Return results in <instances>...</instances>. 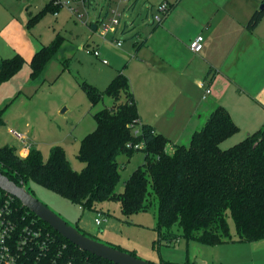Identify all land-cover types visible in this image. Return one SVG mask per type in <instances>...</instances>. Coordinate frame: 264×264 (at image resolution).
Masks as SVG:
<instances>
[{
    "label": "trees",
    "instance_id": "obj_1",
    "mask_svg": "<svg viewBox=\"0 0 264 264\" xmlns=\"http://www.w3.org/2000/svg\"><path fill=\"white\" fill-rule=\"evenodd\" d=\"M180 1L172 3L168 14L152 32L168 19ZM59 6L52 0L39 16L30 20L29 25L44 13L59 11ZM263 17L264 10L256 11L249 19L247 29L254 31ZM64 41L59 36L37 51L30 62L33 79L40 77ZM146 43V40L139 43L136 52ZM26 64L27 61L18 54L1 59L0 85L14 78ZM212 73L213 70L208 75ZM82 88L93 105H98L105 96L114 101L111 108L95 114V130L81 141L78 158L86 165L84 170L76 171L60 146L51 148L47 160L36 148H31L29 155L22 158L15 148L2 146L0 171L9 180L19 186L34 182L90 210H95L104 201L118 200L127 216L145 210L154 194L158 198V224L169 232L165 237L168 242L181 236L188 242L196 241L206 246L264 239V127L224 149L222 143L240 130L227 109L220 105L209 115L205 125L193 134L188 146L176 144L173 153H168L166 147L170 141L166 136L156 133L151 125L141 123L138 103L125 73L119 71L106 90L87 82H83ZM5 111L0 107V128L6 124ZM138 124L141 135L136 137L132 127ZM130 144L133 145L131 148ZM139 144L143 147L134 149V145ZM139 152L144 153L143 166L131 174L124 191L116 193L121 181L118 158L125 156L131 160ZM28 191L32 194L30 189ZM17 208L18 216L25 224L36 217L20 204ZM229 217L235 223L237 240L231 236ZM37 220L36 228L42 231L40 240L48 237L52 242L51 248L44 250L47 253L44 264H114L80 250L44 221ZM174 229H179L181 235L175 234ZM115 249L124 251L119 247ZM130 255L137 257L133 253ZM160 264L175 263L164 261Z\"/></svg>",
    "mask_w": 264,
    "mask_h": 264
},
{
    "label": "rangeland",
    "instance_id": "obj_2",
    "mask_svg": "<svg viewBox=\"0 0 264 264\" xmlns=\"http://www.w3.org/2000/svg\"><path fill=\"white\" fill-rule=\"evenodd\" d=\"M51 1L0 0V33L4 30L0 36V57L9 59L19 51L25 53L30 47L36 49V45L49 46L59 36L66 39L40 77L33 79L30 76V61L23 55L27 64L22 71L0 85V107L6 109V125L0 128V145L21 150L24 145L14 137L15 131L28 137L27 141L31 147L43 152L45 160L49 158L51 148L62 147L70 165L76 171H82L86 165L78 158L81 141L95 130V114L114 105V101L108 96L98 105H93L82 88L83 82L106 90L118 71L126 75L136 71L129 59L134 55L135 46L140 41L151 42L152 47L156 49L169 38L167 32L172 33L173 27L162 25L152 33L155 26L154 15L158 12L161 0H138L134 6L132 4L135 0H132L127 4L121 25L114 35L122 41L121 48L116 46L111 34L105 37L102 35L104 27L111 25V16L107 14L117 7L119 0H91L93 7L90 5L87 8L76 6L73 0H61L59 11L44 13L29 25L30 20L39 16ZM261 6L262 4L258 8ZM70 7L78 8V11L73 13ZM100 14L102 21L97 23L99 30L94 32L87 23L92 18L97 19ZM125 24L127 32L123 33ZM185 38L186 34H181L179 39L185 43ZM92 40H98L101 44L100 57L86 54L85 48L90 47ZM175 46L183 53L182 62L188 65L199 62L200 54H193L186 48L184 53L178 42ZM148 52L144 50L145 56ZM190 86L200 95L202 91L193 86L192 82ZM185 135L188 134L184 132L183 127L168 131V136L175 144ZM172 151L171 149L170 152ZM118 161L121 164V181L116 193H122L131 174L143 166L144 153H137L131 160L120 156ZM25 188L30 189L34 197L70 226H79L87 237H93L113 248L119 247L129 254H136L146 262L264 264V261L255 260V255L249 250L246 242L206 246L196 241L188 242L182 236L168 242L165 237L169 236V232L161 229L158 224V198L154 194L150 196L145 210L127 216L118 200L104 201L97 205L95 210H90L71 203L34 182L25 185ZM96 219L100 220V226L95 223ZM228 222L231 236L237 240L235 223L230 217ZM173 232L181 235L179 229H174Z\"/></svg>",
    "mask_w": 264,
    "mask_h": 264
},
{
    "label": "crops",
    "instance_id": "obj_3",
    "mask_svg": "<svg viewBox=\"0 0 264 264\" xmlns=\"http://www.w3.org/2000/svg\"><path fill=\"white\" fill-rule=\"evenodd\" d=\"M263 2L181 0L161 24L173 27L172 33L167 32L168 39L156 49L148 41L138 52L136 46L139 43L135 46V53L129 61L136 71L127 76L138 103L141 123L151 125L156 133L166 136L170 141L166 147L168 153L176 144L188 146L193 134L205 125L209 115L220 105L227 109L240 130L236 136L222 143L223 148L236 145L264 127V17L254 31L247 29L249 19L260 11L258 7ZM90 5L93 7L91 0ZM181 34H186L185 43L179 39ZM199 35L205 40L199 53L200 60L188 65L182 62L183 53L175 43L190 50L192 40ZM112 38L116 39V36ZM100 42L92 40L89 45L100 50ZM36 46V49L30 47L25 53L19 51L17 54L24 55L31 62L32 56L43 48ZM144 50L149 51L147 56ZM211 70L213 73L208 75ZM191 82L198 90H201L198 83L205 82L212 93L203 100L205 92L201 90L197 95L190 86ZM181 127L188 135L175 144L168 131ZM248 245L255 260L264 261V239Z\"/></svg>",
    "mask_w": 264,
    "mask_h": 264
},
{
    "label": "built area",
    "instance_id": "obj_4",
    "mask_svg": "<svg viewBox=\"0 0 264 264\" xmlns=\"http://www.w3.org/2000/svg\"><path fill=\"white\" fill-rule=\"evenodd\" d=\"M132 0H119L118 5L115 9H111L109 12L110 26H105L102 31V35L108 36L111 34L114 36L117 29L121 25L123 13L127 7V4ZM76 6L87 8L90 4V0H73ZM174 2V1H173ZM172 0H161L158 4V12L154 15L153 24L157 25L164 16L169 12V9L172 5ZM56 4H62L61 0L56 1ZM71 11L75 13L78 11V8L70 7ZM102 21L100 17L97 19H91L87 25L91 24L96 25L97 31L99 30L97 23ZM114 30V32H112ZM96 31V32H97ZM102 38V37H101ZM118 48L123 46V43L120 39H113ZM204 37L199 35L195 37L191 44L190 50L199 54L202 52L204 47ZM86 54L93 55L95 58L101 56L99 48L86 47ZM104 63H106L104 61ZM198 86L201 90L205 92L203 100L207 98L208 95L212 93V89L209 86H206L205 82L198 83ZM141 125H134L132 127V134L138 137L140 133ZM14 137L23 143V147L20 150V156L25 158L29 155V151L32 148L29 143L28 137L21 135L13 131ZM133 145L130 144L129 148ZM143 145H134V149L142 148ZM168 149V148H167ZM20 202L13 197L2 191L0 189V264H44L47 259V253L44 250L51 248V243L49 238L40 240L42 236V231L36 228L38 223L37 218H33L32 222L29 224L23 223L24 219H20L18 216V208ZM21 205V204H20ZM22 206V205H21ZM23 207V206H22ZM24 208V207H23ZM25 209V208H24ZM27 210V209H26ZM28 213H30L27 210ZM95 223L100 226V220L96 219ZM39 251H42L39 253Z\"/></svg>",
    "mask_w": 264,
    "mask_h": 264
},
{
    "label": "water",
    "instance_id": "obj_5",
    "mask_svg": "<svg viewBox=\"0 0 264 264\" xmlns=\"http://www.w3.org/2000/svg\"><path fill=\"white\" fill-rule=\"evenodd\" d=\"M263 10L264 2L260 7V11ZM92 29L96 32V25H93ZM0 189L15 197L30 213L35 214L39 220L44 221L64 239L76 245L80 250L86 253H90L103 260H108L114 264H154L143 261L136 256L130 255L120 249H115L105 243H101L100 241H96L89 236H85L76 227L70 226L63 218L55 212H52L45 204L34 197V195L25 188L24 183L21 186L17 185L9 180L1 171Z\"/></svg>",
    "mask_w": 264,
    "mask_h": 264
}]
</instances>
